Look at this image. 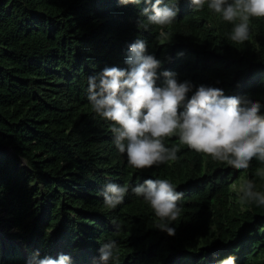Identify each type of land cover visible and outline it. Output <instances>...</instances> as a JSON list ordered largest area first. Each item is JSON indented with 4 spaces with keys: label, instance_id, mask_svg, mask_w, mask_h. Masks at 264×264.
I'll return each instance as SVG.
<instances>
[{
    "label": "trees",
    "instance_id": "trees-1",
    "mask_svg": "<svg viewBox=\"0 0 264 264\" xmlns=\"http://www.w3.org/2000/svg\"><path fill=\"white\" fill-rule=\"evenodd\" d=\"M150 7L0 0V224L11 239L6 247L0 239V264H26L37 252L91 264L112 240L119 258L109 264H170L206 249L217 252L216 264L230 255L240 264H264V205L242 202L238 194L248 180L264 193V176L257 175L264 162L254 158L248 169L236 170L173 136L164 143L179 149L176 161L133 168L115 146L112 122L88 100V77L106 67L128 68L129 46L141 39L147 54L175 48L181 55L177 79L193 85L189 99L204 77L215 85L257 73L253 92L264 103V28L257 24L251 40L235 43L233 23L207 3L196 10L189 2L182 19L163 29L168 35L161 42L159 26H137ZM163 82L158 78L157 86ZM147 179H167L184 194L181 215L170 225L174 236L155 228L150 204L132 192ZM110 182L128 186L114 209L103 199ZM140 223L151 231L148 239L141 231L137 239L130 234L129 226Z\"/></svg>",
    "mask_w": 264,
    "mask_h": 264
},
{
    "label": "clouds",
    "instance_id": "clouds-1",
    "mask_svg": "<svg viewBox=\"0 0 264 264\" xmlns=\"http://www.w3.org/2000/svg\"><path fill=\"white\" fill-rule=\"evenodd\" d=\"M189 2L196 10H202L207 3L224 21L233 23L229 38L235 43L251 40L257 24L264 28V0H120L124 5H151L143 8L137 26L145 31L149 24L159 26L156 39L161 42L168 35L163 29L182 19V10ZM147 47L146 41L137 39L129 46L125 61L128 68L106 67L88 77L91 107L97 115L112 122L110 131L115 146L120 153L126 152L130 166L147 169L176 161L179 149L166 147L164 143L173 136H178L191 150L226 162L236 170L248 169L254 158L264 162V103L253 92L259 84L257 73L234 74L228 81L217 80L215 85L204 77L189 99L193 85L177 79L184 68L178 59L181 55L175 48L162 56L156 51L154 55L147 54ZM158 78L164 80L162 86H157ZM24 163L28 164L26 159ZM257 175L264 176V170L258 169ZM127 192V185L108 183L103 192L105 205L114 209L123 203ZM132 192L150 204L159 221L155 228L174 236L176 229L170 225L181 215L178 202L184 194L167 179H147L132 188ZM238 194L242 202L264 205V193L255 190L252 180L240 184ZM129 230L135 239L137 231L147 239L151 233L142 223L130 225ZM116 251L117 241L102 244L99 258L91 264L117 260ZM208 251L184 254L170 264H216L217 252ZM26 264H71V257L60 254L56 259L41 258L37 252ZM218 264L240 263L236 256L230 255Z\"/></svg>",
    "mask_w": 264,
    "mask_h": 264
},
{
    "label": "rangeland",
    "instance_id": "rangeland-1",
    "mask_svg": "<svg viewBox=\"0 0 264 264\" xmlns=\"http://www.w3.org/2000/svg\"><path fill=\"white\" fill-rule=\"evenodd\" d=\"M1 225L2 224H0V239H1L4 247H6L7 244H6V242L4 240L6 239V240H9L10 241L11 239H10V237H8V236H10V234L8 233V230H5V229L3 230L2 229L3 227H1Z\"/></svg>",
    "mask_w": 264,
    "mask_h": 264
}]
</instances>
